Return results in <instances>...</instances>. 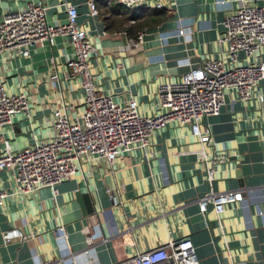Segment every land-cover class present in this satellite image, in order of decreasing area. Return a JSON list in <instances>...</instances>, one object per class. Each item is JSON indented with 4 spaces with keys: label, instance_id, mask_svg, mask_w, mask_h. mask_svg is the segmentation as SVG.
<instances>
[{
    "label": "crops",
    "instance_id": "1",
    "mask_svg": "<svg viewBox=\"0 0 264 264\" xmlns=\"http://www.w3.org/2000/svg\"><path fill=\"white\" fill-rule=\"evenodd\" d=\"M29 1L38 0H0V15ZM68 1L95 45L89 65L96 89L118 104L133 98L142 115L159 111L158 84L180 79L203 60L226 59L218 39L234 2L223 9L214 0H176L167 10L95 0L90 16L88 0ZM44 2L48 22H63L64 0ZM142 29V45H130ZM71 55L60 38L27 58L0 55V79L10 93L28 94L31 110L29 118L16 114L10 127L0 128V151L5 138L13 149L48 138L51 112L63 102L74 105L72 117L82 111L79 80L65 64ZM54 72L57 81L49 78ZM203 124L212 134L207 157L223 156L210 182L197 137L177 123L153 131L147 157L135 148L113 165L85 162L71 178L27 195L13 191V170L0 171V188L8 190L0 207V264H113L182 238L191 240L199 264H264V103L226 90L220 113ZM209 189L239 190L243 199L227 204L218 219L211 211L205 217L196 199ZM58 225L66 238H55ZM9 226L24 237L3 243L1 231Z\"/></svg>",
    "mask_w": 264,
    "mask_h": 264
},
{
    "label": "built area",
    "instance_id": "2",
    "mask_svg": "<svg viewBox=\"0 0 264 264\" xmlns=\"http://www.w3.org/2000/svg\"><path fill=\"white\" fill-rule=\"evenodd\" d=\"M113 1L125 8L144 6L169 10L176 0ZM233 2L236 7L225 16L224 32L218 39L220 45H225L222 51L226 52V59L203 60L182 73L180 79L158 84L159 111L151 116L140 114L133 98L118 104L110 95L96 89L89 65L95 45L87 29L77 23L78 11L71 2H63L66 12L63 22H48L49 5L44 0L29 1L21 8L2 12L0 55L27 58L36 47L53 45L60 38L64 47L71 50L72 55L66 58L65 64L69 76L79 80L83 96L82 111H77L75 116L69 113L74 107L72 103L63 102L51 112L52 133L48 138L34 140L19 149H13L7 138L3 140L0 171L13 170V191L27 195L43 187H54L81 171L82 163L103 160L113 165L119 156L135 148L147 157L151 155L153 131L172 123L190 127L200 144L197 154L203 162L206 179L213 180L214 165L222 162L223 156L207 157L204 146L211 142L212 134L203 119L220 113L226 90H234L241 101L255 96L264 103V0H214V5L227 9ZM86 3L88 14L94 16L95 0ZM146 34V29L138 31L130 45H142ZM51 62L55 65L53 58ZM49 78L59 80L57 72ZM16 114L31 116L28 94L10 93L0 79V128L10 127ZM7 196L8 190L0 188V207ZM242 199L239 190L213 192L209 189L196 201L202 215L206 217L211 211L218 219L227 204ZM53 232L56 239L67 236L62 225L55 226ZM23 237L18 227L9 226L1 231L3 243ZM113 264H199V261L191 240L182 238L135 252Z\"/></svg>",
    "mask_w": 264,
    "mask_h": 264
},
{
    "label": "water",
    "instance_id": "3",
    "mask_svg": "<svg viewBox=\"0 0 264 264\" xmlns=\"http://www.w3.org/2000/svg\"><path fill=\"white\" fill-rule=\"evenodd\" d=\"M75 197H76V199L78 200V202H82V196L79 194V193H77V194H75Z\"/></svg>",
    "mask_w": 264,
    "mask_h": 264
}]
</instances>
